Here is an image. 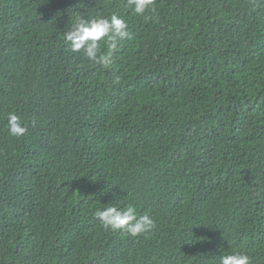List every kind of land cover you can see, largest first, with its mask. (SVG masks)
Segmentation results:
<instances>
[{"label":"trees","instance_id":"1","mask_svg":"<svg viewBox=\"0 0 264 264\" xmlns=\"http://www.w3.org/2000/svg\"><path fill=\"white\" fill-rule=\"evenodd\" d=\"M151 8L0 0V264H264V0ZM112 13L131 37L104 68L64 33ZM113 204L156 228L105 230Z\"/></svg>","mask_w":264,"mask_h":264},{"label":"clouds","instance_id":"2","mask_svg":"<svg viewBox=\"0 0 264 264\" xmlns=\"http://www.w3.org/2000/svg\"><path fill=\"white\" fill-rule=\"evenodd\" d=\"M154 0H127V6L137 15L144 16L146 10L151 8ZM155 12L154 8H151ZM150 19V17H145ZM15 31L11 34L14 36ZM126 21L117 13L108 17L96 16L90 19L78 18L71 28L64 33L65 42L73 52H83L84 57L94 64L109 68L114 63V53L118 45L130 39ZM101 42L106 46L107 51H101ZM117 83L119 82L117 78ZM71 97L65 91L59 93L58 103L62 107L69 106ZM7 129L10 136L21 137L27 132L21 119L14 113L7 117ZM96 218L105 230H123L132 237L146 235L156 228V222L149 215H138L136 207L129 204L126 207L118 204L97 209ZM219 264H251L248 255L240 252H233L221 255Z\"/></svg>","mask_w":264,"mask_h":264}]
</instances>
